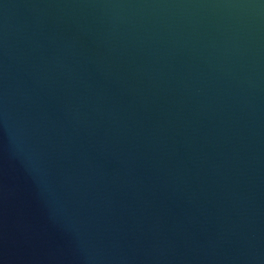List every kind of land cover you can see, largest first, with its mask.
I'll use <instances>...</instances> for the list:
<instances>
[{
	"label": "water",
	"instance_id": "1",
	"mask_svg": "<svg viewBox=\"0 0 264 264\" xmlns=\"http://www.w3.org/2000/svg\"><path fill=\"white\" fill-rule=\"evenodd\" d=\"M0 264H264V0H0Z\"/></svg>",
	"mask_w": 264,
	"mask_h": 264
}]
</instances>
